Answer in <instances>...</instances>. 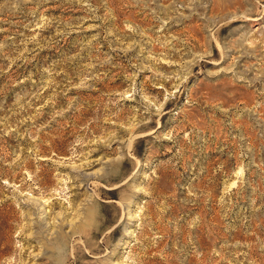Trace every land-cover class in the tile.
I'll return each mask as SVG.
<instances>
[{
    "label": "rangeland",
    "instance_id": "rangeland-1",
    "mask_svg": "<svg viewBox=\"0 0 264 264\" xmlns=\"http://www.w3.org/2000/svg\"><path fill=\"white\" fill-rule=\"evenodd\" d=\"M0 264H264V0H0Z\"/></svg>",
    "mask_w": 264,
    "mask_h": 264
}]
</instances>
